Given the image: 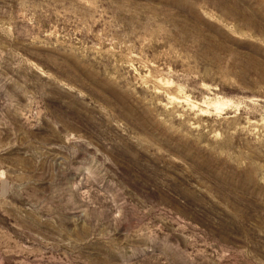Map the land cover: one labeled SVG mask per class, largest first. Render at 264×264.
Masks as SVG:
<instances>
[{
  "label": "rangeland",
  "instance_id": "1",
  "mask_svg": "<svg viewBox=\"0 0 264 264\" xmlns=\"http://www.w3.org/2000/svg\"><path fill=\"white\" fill-rule=\"evenodd\" d=\"M0 264H264V0H0Z\"/></svg>",
  "mask_w": 264,
  "mask_h": 264
}]
</instances>
